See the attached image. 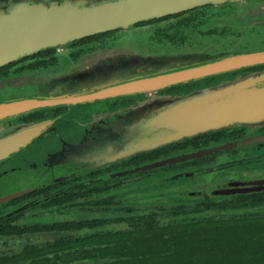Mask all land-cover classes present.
Instances as JSON below:
<instances>
[{
  "label": "flooded vegetation",
  "instance_id": "flooded-vegetation-1",
  "mask_svg": "<svg viewBox=\"0 0 264 264\" xmlns=\"http://www.w3.org/2000/svg\"><path fill=\"white\" fill-rule=\"evenodd\" d=\"M11 1L0 0V9ZM241 3L233 0L197 5L26 54L0 67V95L5 96L10 87L16 94L13 99L68 90L55 79L83 71L82 66H97L99 63L87 65L83 61L103 51L111 54L125 49L148 55L203 48L215 53L222 47L226 52L234 49L240 54L246 52L253 39L264 45V26L233 21ZM242 66L245 67L178 86L186 91L264 70V62ZM171 93V89H165L157 94ZM7 98L1 100L8 101ZM147 98L142 95L60 104L0 121V135L51 122L27 148L0 162V258L13 257L35 244L47 248L51 240L64 235L118 230L126 221L161 225L182 222L183 226L194 228L205 227L208 220L220 216L225 222L262 224L264 123L235 124L199 133L95 168L77 167L78 163L67 160L66 154L51 149L59 146L55 139L67 133L63 132L65 129L136 106ZM77 128L71 131L80 133L82 130ZM19 155H25V167L5 165L16 161ZM20 176L24 179L18 189L7 184ZM195 220L203 222L194 223ZM30 238L41 240L25 242Z\"/></svg>",
  "mask_w": 264,
  "mask_h": 264
},
{
  "label": "water",
  "instance_id": "water-1",
  "mask_svg": "<svg viewBox=\"0 0 264 264\" xmlns=\"http://www.w3.org/2000/svg\"><path fill=\"white\" fill-rule=\"evenodd\" d=\"M231 0H102L33 2L12 0L0 9V67L49 46L206 3ZM256 7V6H255ZM262 13H264L262 11ZM259 19L264 14L257 16ZM207 49L148 56L133 53L111 62L82 66L56 79L69 89L58 93L0 101V121L60 104L154 94L136 106L121 108L82 123L55 142L66 145V158L81 168H95L199 133L231 125L264 123V70L213 82L188 92L162 94L165 89L264 62V49L231 54ZM65 87V88H67ZM51 122L13 129L0 135V162L27 148ZM75 130V129H74ZM89 132V134H87ZM93 132V133H92ZM59 156H57V159ZM25 240L27 243L40 241Z\"/></svg>",
  "mask_w": 264,
  "mask_h": 264
},
{
  "label": "trees",
  "instance_id": "trees-1",
  "mask_svg": "<svg viewBox=\"0 0 264 264\" xmlns=\"http://www.w3.org/2000/svg\"><path fill=\"white\" fill-rule=\"evenodd\" d=\"M198 87L169 90L181 93ZM0 264H264V220L231 223L219 216L194 228L182 222L126 221L118 230L64 235L51 240L47 248L32 245L13 257L0 258Z\"/></svg>",
  "mask_w": 264,
  "mask_h": 264
},
{
  "label": "rangeland",
  "instance_id": "rangeland-1",
  "mask_svg": "<svg viewBox=\"0 0 264 264\" xmlns=\"http://www.w3.org/2000/svg\"><path fill=\"white\" fill-rule=\"evenodd\" d=\"M233 1V0H231ZM240 1V0H239ZM241 5L239 6V9H238V13L234 15L233 17V21L235 22H239V23H242L243 25H260V26H264V17L259 19L257 16H261L263 15L264 13H262V11L264 12V0H260V1H255V2H250V1H247V0H241ZM256 6V7H255ZM261 40V39H260ZM264 49V45L262 43V41H253L250 42V44L245 48V51H252V50H262ZM237 51H235L234 49L231 50V54H234L236 53ZM115 53V54H114ZM133 53H139L138 51H126L125 49H119L117 52H113L111 54L108 53V51H103V52H100V53H97V54H94L90 57H87L83 63H86L87 65L88 64H93L95 62H111L113 59H117V58H120L121 56L125 55V57H127V54L130 55H133ZM186 53V52H185ZM141 54V53H139ZM156 54V53H154ZM143 55V54H141ZM148 55H152V54H148ZM148 55H144V56H148ZM111 58V61H109ZM56 81V79H55ZM53 80H51V82H55ZM8 93L5 94V96H1L0 95V101H3L1 99H4L6 96H8L7 100H10V99H13L16 97V94L13 93V88L10 87ZM33 93V92H30V94ZM37 93H38V90H37ZM19 96V94H17ZM159 95V94H158ZM142 96V95H141ZM148 97H152V95H147ZM136 97V96H135ZM81 122H84V120H81ZM83 126V124H80L77 126L74 125L72 126V128H68V129H65V131L63 132H73L71 130H74L76 127H81ZM67 133H62L63 137L65 135H67ZM93 133V132H92ZM87 134H89V132H87ZM66 139V145L62 144L59 146H56V147H53L51 148L54 152H62L64 154L68 153V146H67V143H70L73 141L74 139V136H68V137H65ZM50 141L52 142L53 141V137H51ZM19 158L16 159V161H10L9 163L5 164V165H15V166H18V167H25L24 164L27 163V161L25 159H23L25 157V155H19L18 156ZM22 161V163L20 162ZM23 179L24 177H18L16 178V180L13 182H9L7 183L8 185H10V187H13V188H16L18 189L19 186L22 185L23 183ZM53 261H60V259H56V258H53Z\"/></svg>",
  "mask_w": 264,
  "mask_h": 264
}]
</instances>
